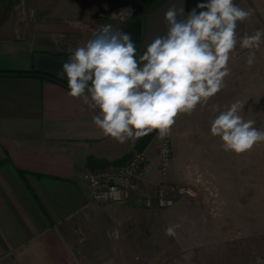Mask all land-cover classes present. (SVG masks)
<instances>
[{
  "label": "crops",
  "instance_id": "crops-1",
  "mask_svg": "<svg viewBox=\"0 0 264 264\" xmlns=\"http://www.w3.org/2000/svg\"><path fill=\"white\" fill-rule=\"evenodd\" d=\"M1 1L0 69L70 56L102 25L120 31L147 15L143 0ZM68 91L49 78L0 75V264H111L130 235L158 231L157 210L134 204V192L95 201L87 158H120L137 138L105 136L93 123L98 110Z\"/></svg>",
  "mask_w": 264,
  "mask_h": 264
},
{
  "label": "rangeland",
  "instance_id": "rangeland-1",
  "mask_svg": "<svg viewBox=\"0 0 264 264\" xmlns=\"http://www.w3.org/2000/svg\"><path fill=\"white\" fill-rule=\"evenodd\" d=\"M234 3L252 10L238 23V37L264 29V0ZM237 47L224 88L190 115L180 114L170 133L156 134L144 150L150 167L133 203L157 210L158 231L151 235L147 225L141 237L130 235L126 252L111 264H264V142L236 154L210 133L213 106L223 109L236 100L244 105V119L264 131V43L253 50ZM166 137L173 152L164 170L158 150ZM175 225V235H166Z\"/></svg>",
  "mask_w": 264,
  "mask_h": 264
},
{
  "label": "clouds",
  "instance_id": "clouds-1",
  "mask_svg": "<svg viewBox=\"0 0 264 264\" xmlns=\"http://www.w3.org/2000/svg\"><path fill=\"white\" fill-rule=\"evenodd\" d=\"M251 15L234 0H204L186 16L172 5L163 14L166 33L153 37L139 54L130 33L104 24L62 64L68 95L98 110L93 123L118 142L153 130L168 135L180 114L190 115L224 88L238 44L253 50L264 43V29L237 35L238 23ZM254 62L250 51L247 64ZM243 107L236 100L212 108L217 114L210 133L226 152L245 153L264 142V131L241 115ZM175 227L165 234L175 235Z\"/></svg>",
  "mask_w": 264,
  "mask_h": 264
},
{
  "label": "built area",
  "instance_id": "built-area-1",
  "mask_svg": "<svg viewBox=\"0 0 264 264\" xmlns=\"http://www.w3.org/2000/svg\"><path fill=\"white\" fill-rule=\"evenodd\" d=\"M169 138H163L158 150V160L165 170L172 159ZM146 151H135L123 166L90 171L86 179L94 189V199L99 203L126 202L132 192H138L146 180L150 167ZM147 202H151L148 200Z\"/></svg>",
  "mask_w": 264,
  "mask_h": 264
},
{
  "label": "water",
  "instance_id": "water-1",
  "mask_svg": "<svg viewBox=\"0 0 264 264\" xmlns=\"http://www.w3.org/2000/svg\"><path fill=\"white\" fill-rule=\"evenodd\" d=\"M189 0H164L157 8L147 13L144 18H137L127 25L123 32L130 33L133 41L140 45L139 52H142L144 45L150 43L152 38L166 33L163 14L168 7L175 5L177 9H183L186 12ZM179 15V13H178ZM68 59H59L49 54H41L35 62L38 69L54 73L66 81L62 73V64Z\"/></svg>",
  "mask_w": 264,
  "mask_h": 264
},
{
  "label": "trees",
  "instance_id": "trees-1",
  "mask_svg": "<svg viewBox=\"0 0 264 264\" xmlns=\"http://www.w3.org/2000/svg\"><path fill=\"white\" fill-rule=\"evenodd\" d=\"M3 1V0H2ZM1 1V2H2ZM164 0H143V6L145 8V14L148 12L154 10L157 8ZM201 0H189L187 10L184 13L191 12L192 9L196 8L197 4L200 3ZM198 9V8H197ZM196 9V10H197ZM134 19L129 21L127 24H125L122 28V32L124 28L130 24ZM137 52L139 54L140 45L136 44ZM59 59H69L70 56H60V55H52ZM0 75H12V76H18V77H36V78H49L52 80H55L57 82H60L67 86V81L61 79L54 73L46 70L38 69L35 65V62L33 64V67L29 70H22V69H0ZM158 133V131L153 130L152 132H149L141 137H137V141L134 145V149L130 151L129 153L123 155L120 158L114 159V160H107V159H100L96 158L94 156H89L87 158V167L90 171H96V169H104L108 167H119L125 165L130 158L132 157L133 153L135 151H144L148 147V145L151 143L155 135Z\"/></svg>",
  "mask_w": 264,
  "mask_h": 264
}]
</instances>
